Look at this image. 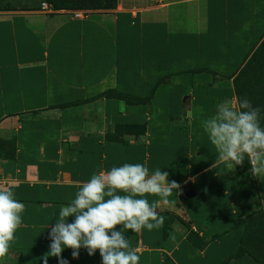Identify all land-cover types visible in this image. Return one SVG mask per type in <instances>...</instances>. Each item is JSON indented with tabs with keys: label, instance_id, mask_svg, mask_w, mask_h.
I'll return each mask as SVG.
<instances>
[{
	"label": "crops",
	"instance_id": "crops-1",
	"mask_svg": "<svg viewBox=\"0 0 264 264\" xmlns=\"http://www.w3.org/2000/svg\"><path fill=\"white\" fill-rule=\"evenodd\" d=\"M41 2L0 0V188L24 205L0 264H43L77 182L125 163L166 171L182 188L158 207L161 228L125 230L139 264H258L241 252L264 254V179L247 159L213 168L201 122L237 99L235 79L264 41V0H115L52 13ZM71 252L68 264H102L98 250Z\"/></svg>",
	"mask_w": 264,
	"mask_h": 264
},
{
	"label": "clouds",
	"instance_id": "clouds-1",
	"mask_svg": "<svg viewBox=\"0 0 264 264\" xmlns=\"http://www.w3.org/2000/svg\"><path fill=\"white\" fill-rule=\"evenodd\" d=\"M201 123L217 152L213 168L224 164L233 169L247 159L251 174L264 179V127L260 109L249 99L224 100L217 104L215 114ZM77 184L75 199L61 206L51 228L49 251L41 257L43 264H48L49 257L57 258L58 264H68L63 251L71 249L75 259L81 248L89 256L98 250L102 264H139L140 256L130 247L125 230L139 233L144 228H161L165 217L158 207L173 203L169 200L173 193H182L181 185L170 181L168 172L159 168L150 172L139 163L93 173L87 182ZM148 195L159 200L150 203ZM23 211L24 205L14 198L12 190L0 188V258L9 253ZM69 217H74L71 223Z\"/></svg>",
	"mask_w": 264,
	"mask_h": 264
},
{
	"label": "rangeland",
	"instance_id": "rangeland-1",
	"mask_svg": "<svg viewBox=\"0 0 264 264\" xmlns=\"http://www.w3.org/2000/svg\"><path fill=\"white\" fill-rule=\"evenodd\" d=\"M262 44V45H261ZM262 48L246 61L235 79L237 98H247L260 109V124L264 127V41Z\"/></svg>",
	"mask_w": 264,
	"mask_h": 264
},
{
	"label": "trees",
	"instance_id": "trees-1",
	"mask_svg": "<svg viewBox=\"0 0 264 264\" xmlns=\"http://www.w3.org/2000/svg\"><path fill=\"white\" fill-rule=\"evenodd\" d=\"M57 10H75L82 8H95V9H113L115 7V0H44ZM262 45V44H261ZM259 45L251 54L252 57L262 46ZM249 255L256 263L264 264V254H257L247 250H243L241 255Z\"/></svg>",
	"mask_w": 264,
	"mask_h": 264
},
{
	"label": "built area",
	"instance_id": "built-area-1",
	"mask_svg": "<svg viewBox=\"0 0 264 264\" xmlns=\"http://www.w3.org/2000/svg\"><path fill=\"white\" fill-rule=\"evenodd\" d=\"M39 10L41 12H44V13L54 12V8L50 4H48L47 2H41L39 5ZM73 15L75 18H83L84 12L78 11V12H75Z\"/></svg>",
	"mask_w": 264,
	"mask_h": 264
}]
</instances>
